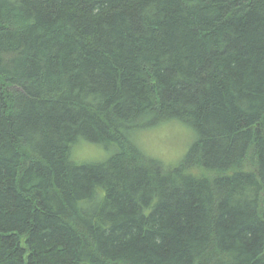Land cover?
Segmentation results:
<instances>
[{"label":"trees","instance_id":"16d2710c","mask_svg":"<svg viewBox=\"0 0 264 264\" xmlns=\"http://www.w3.org/2000/svg\"><path fill=\"white\" fill-rule=\"evenodd\" d=\"M0 264H264V0H0Z\"/></svg>","mask_w":264,"mask_h":264},{"label":"rangeland","instance_id":"374dc122","mask_svg":"<svg viewBox=\"0 0 264 264\" xmlns=\"http://www.w3.org/2000/svg\"><path fill=\"white\" fill-rule=\"evenodd\" d=\"M134 138L148 155L168 164H176L193 143L195 133L183 122L171 120L139 129ZM110 154V149L84 138H80L71 148V158L77 163L104 161Z\"/></svg>","mask_w":264,"mask_h":264}]
</instances>
